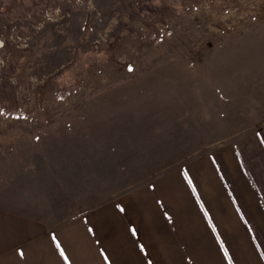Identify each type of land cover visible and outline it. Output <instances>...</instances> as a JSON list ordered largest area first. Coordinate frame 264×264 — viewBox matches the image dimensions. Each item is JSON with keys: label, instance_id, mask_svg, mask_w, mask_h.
I'll use <instances>...</instances> for the list:
<instances>
[{"label": "rangeland", "instance_id": "1", "mask_svg": "<svg viewBox=\"0 0 264 264\" xmlns=\"http://www.w3.org/2000/svg\"><path fill=\"white\" fill-rule=\"evenodd\" d=\"M0 41V206L60 219L233 150L263 239L264 0H0Z\"/></svg>", "mask_w": 264, "mask_h": 264}, {"label": "crops", "instance_id": "2", "mask_svg": "<svg viewBox=\"0 0 264 264\" xmlns=\"http://www.w3.org/2000/svg\"><path fill=\"white\" fill-rule=\"evenodd\" d=\"M31 199L0 206V264H264L260 199L233 150L194 153L60 219L21 208Z\"/></svg>", "mask_w": 264, "mask_h": 264}, {"label": "bare ground", "instance_id": "3", "mask_svg": "<svg viewBox=\"0 0 264 264\" xmlns=\"http://www.w3.org/2000/svg\"><path fill=\"white\" fill-rule=\"evenodd\" d=\"M0 44H2L1 41H0Z\"/></svg>", "mask_w": 264, "mask_h": 264}]
</instances>
